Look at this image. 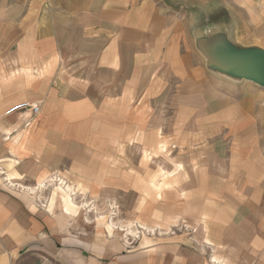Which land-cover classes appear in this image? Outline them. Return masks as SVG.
<instances>
[{
	"label": "crops",
	"instance_id": "0c3cea01",
	"mask_svg": "<svg viewBox=\"0 0 264 264\" xmlns=\"http://www.w3.org/2000/svg\"><path fill=\"white\" fill-rule=\"evenodd\" d=\"M179 3L0 0V112L41 105L0 125L5 148L9 128L20 137L14 170L0 165V264H264L260 101L237 105L212 84ZM163 144L176 154L157 161ZM52 171L116 200L117 220L45 210L6 180ZM136 224L147 232L123 236Z\"/></svg>",
	"mask_w": 264,
	"mask_h": 264
},
{
	"label": "rangeland",
	"instance_id": "374dc122",
	"mask_svg": "<svg viewBox=\"0 0 264 264\" xmlns=\"http://www.w3.org/2000/svg\"><path fill=\"white\" fill-rule=\"evenodd\" d=\"M165 1H169L172 4V10H178L179 6L182 5L179 3V0H165ZM182 3H186L187 5L183 7L182 9L183 14H181V16H184V18L186 16L184 20H186V22L188 23V34H189L190 45L193 44L194 42L196 44V37L199 35H205L208 32L217 33L219 31H225L233 41L237 42L240 45L262 46L261 43L259 42H262V44L264 42V0H182ZM203 57H204L203 60L206 63L207 62L206 57L205 56ZM21 71L25 73L24 70ZM30 73L32 72L30 71L28 75H30ZM11 75L15 76V73ZM24 75L26 76V74ZM31 76H33V74H31ZM213 76L215 77V79L213 80L212 84L214 86L215 85L218 86L222 92L223 91L226 92L229 100H231V102L233 103H236L237 105L243 104L241 101L244 100L243 98L245 96H255V99L257 101H260V104H258L257 108L259 109L258 111H260V115L262 117L261 118L262 125L264 126V87L248 80H235L217 72L215 73V75L213 74ZM7 77L9 78V76ZM12 105L13 103L7 104V107H5L0 112V125H4L7 123V125L9 124V126L11 127H13V125L17 126L18 123L15 124L16 118L13 117L15 114L21 115L27 113L28 116L34 120L39 116V114L38 116H30L28 110L19 111L7 115L6 110L10 108ZM245 106L248 107L247 104ZM134 110H136V104L134 106ZM34 120H32V122H34ZM32 122L28 123V128L33 124ZM17 128L13 129V130H17V132L11 131L12 129L10 128L8 129L9 131L7 132V148H5L4 146V140H6V136L4 133L0 132V143H1L0 165H3V162L1 161L7 160V167L11 169L13 167V170L15 168L16 161L10 160V158L15 157L10 152H12L13 146L17 142H19L20 139ZM34 128L35 125L32 128H29V134L32 132ZM13 132L14 135L17 136L10 138L11 133ZM164 147H166L165 151L162 150L163 153L157 155L158 158H160L157 161H162L164 159L163 156L165 157L167 156V158H169L171 155L175 156L176 152L174 151L175 148H173L174 147L173 145L168 147L165 146L164 144L161 145V148L164 149ZM136 150L140 151V149L138 148ZM0 167L2 168V166ZM165 167L167 168L166 164L164 163H160V162L156 163V172L158 176L160 175L164 176L163 169H165ZM19 176L20 175L17 172H14L12 174V177L11 174L9 175V177L12 178L13 182L16 183L11 186L12 188L21 187L22 189L25 188L26 190H29V192H32L31 190L35 189L40 182L45 181L47 183V185L44 188H42L43 190L42 189L35 190L31 194L28 192L30 197L33 198L34 202L39 207L46 208L45 210H55L54 208L58 206V208L63 209L65 207L67 209H72L76 211L78 209L85 208L84 206L86 205L87 206L90 205L91 207L89 208V210L92 208V212L97 218H102V216L105 213L104 210L109 209V214H110L109 221L111 218L117 220V218L115 217L118 214L117 210L120 204L117 203L116 200H109L108 204L107 203L104 204V202L100 204V199L97 202L95 198H90L88 196L81 195L82 194L81 192H85L86 191L85 188H87L83 186L84 183L83 180H77L74 178L69 179L66 174H62L59 171H52L51 173H45L43 177L41 176L42 178L39 177L37 180L26 179V178H23L21 180ZM57 178L58 181L56 180ZM60 178H62L65 183L71 186L72 194L66 192L63 188L60 187L61 186ZM19 181L23 183L22 186L18 184ZM8 185L11 184L8 183ZM102 201L104 200L102 199ZM106 205L107 207L105 208ZM138 225L136 224V227L133 228L134 229L133 232L128 231L127 233L134 235L138 234L140 238L143 235L142 231L147 232V230L140 229V232L138 233L136 229ZM182 226H184V229L188 230L189 232L195 231L194 228L188 226L185 222L182 223ZM176 228H177L176 230H178V227ZM166 231L170 233L174 232L172 231V229ZM122 233L123 236H127L125 232ZM150 234H153V232ZM128 238L131 242H134L135 240L139 239V238H130V237Z\"/></svg>",
	"mask_w": 264,
	"mask_h": 264
},
{
	"label": "water",
	"instance_id": "95a60500",
	"mask_svg": "<svg viewBox=\"0 0 264 264\" xmlns=\"http://www.w3.org/2000/svg\"><path fill=\"white\" fill-rule=\"evenodd\" d=\"M196 46L206 57L210 70L235 80H248L264 87V48L243 46L225 31L196 37Z\"/></svg>",
	"mask_w": 264,
	"mask_h": 264
},
{
	"label": "built area",
	"instance_id": "2783aa9c",
	"mask_svg": "<svg viewBox=\"0 0 264 264\" xmlns=\"http://www.w3.org/2000/svg\"><path fill=\"white\" fill-rule=\"evenodd\" d=\"M25 110H28L30 112V116H37L41 111V106L37 102L22 100L17 103H14L10 108H8L6 110V114L9 115L15 112L25 111Z\"/></svg>",
	"mask_w": 264,
	"mask_h": 264
},
{
	"label": "bare ground",
	"instance_id": "6f19581e",
	"mask_svg": "<svg viewBox=\"0 0 264 264\" xmlns=\"http://www.w3.org/2000/svg\"><path fill=\"white\" fill-rule=\"evenodd\" d=\"M0 169H1V168H0ZM2 169H3V168H2ZM1 173H4V175H5L4 170H1ZM52 178H53V177H52ZM53 179H54V178H53ZM53 179H52V180H53ZM6 180H8V183H10L11 185L16 184V183L13 182V180H12L11 178H9V175H7ZM56 180L58 181V178H57ZM60 184H61V186H60L61 188H63L66 192L72 194L71 186H70L69 184L65 183L64 180H63L62 178H60ZM46 185H47V183H46L45 181L40 182V183L37 185V187H36L35 189H32V190H31L32 192H29V193L31 194V193H33L35 190H41V189L44 188ZM29 188H30V187H29ZM42 190H43V189H42ZM114 225H115V224H114ZM138 227H139V228H142V229H147V226H144V225H142V224H139ZM120 228H121V227H120ZM136 229H137V228H136ZM121 230H122L123 232H125L126 235L128 234V233H127L128 231H132V232H133V229H131V228H127V229L122 228Z\"/></svg>",
	"mask_w": 264,
	"mask_h": 264
}]
</instances>
